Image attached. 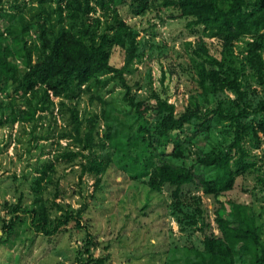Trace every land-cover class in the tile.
<instances>
[{
  "label": "rangeland",
  "instance_id": "rangeland-1",
  "mask_svg": "<svg viewBox=\"0 0 264 264\" xmlns=\"http://www.w3.org/2000/svg\"><path fill=\"white\" fill-rule=\"evenodd\" d=\"M147 1L146 10L140 14H133L129 0L108 11L110 16L116 14L136 33V58L123 72L130 90L128 95L117 78L110 79L106 86L91 84L90 89L79 97L63 100L66 107L60 108L59 98L51 93V103L43 105L39 98L41 93L28 104L25 99L14 96L11 90L0 92V119L6 121L0 126V219L11 217L9 205L16 203L20 193L25 205H32L30 181L42 164L51 163L50 180L42 203L49 211L50 229L57 228L52 235L44 236L34 231L29 217L22 215L23 222L13 246H0V264H86L88 257L93 260L103 258V264H168V261L172 264L178 262L173 260L182 259L184 247L200 249L205 236L219 235L215 218L226 216L221 213V204L227 201L250 204L261 214L264 223V201L254 192L256 182L252 175L238 176L233 188L222 196L196 194L201 200L203 223L208 227L189 235L180 230L172 216L169 191L163 188L155 192L147 186L148 177L144 176L143 168L149 155L157 154L158 162L168 161L174 165L190 166L193 160L191 157L177 159L173 154L166 156L161 147L153 149L143 144L138 130L146 125V121L152 125L154 112L138 121L132 116L133 110L125 97L142 102L157 93L174 105L177 116L187 109L203 113L219 100H224L234 106L238 104L240 108L244 105L251 109L260 107L257 119L264 118V109L261 108L264 85L253 79V70L245 61V42L251 37L227 45L243 67V101L220 88L205 102L189 60L190 45L206 41L212 54L218 56L217 41L199 33L192 34L186 26L189 19L178 17L172 8L162 7L163 0ZM1 8L0 33L4 42L11 43V37L18 35L32 48L33 62H39L42 56L37 27L47 14L53 23H57V3L2 0ZM90 16L101 20L106 18L97 8ZM54 28L57 30V26ZM257 38L264 42V31ZM109 53L112 66H124L122 48L113 46ZM109 77L101 75L99 79ZM149 101L152 103L151 99ZM68 107L78 114L83 129L94 120L98 137L92 151L82 150L71 139L61 138L62 133L73 129ZM258 135L261 145L254 150L255 161L264 170L263 131ZM219 138L217 133L211 136L196 124L176 135L175 140L189 144L191 150L197 146L207 150ZM90 162H101L104 171L99 175L84 171ZM201 173L211 172L201 169ZM191 195L181 200L184 211L192 210ZM260 195L263 196V192ZM225 208H229L227 203ZM67 213L72 218L64 221ZM54 219L65 223H52ZM197 227H201L200 221Z\"/></svg>",
  "mask_w": 264,
  "mask_h": 264
},
{
  "label": "trees",
  "instance_id": "trees-1",
  "mask_svg": "<svg viewBox=\"0 0 264 264\" xmlns=\"http://www.w3.org/2000/svg\"><path fill=\"white\" fill-rule=\"evenodd\" d=\"M126 1L40 0L41 3H57V23H53L50 14H47L37 27L42 59L33 62L32 48L18 35L11 37V43H5L0 33V92L11 90L14 96L25 99L28 104L41 93L39 98L43 105L51 103V93L53 97L59 98L60 108L66 107L63 100L79 97L90 89L91 84L106 86L110 79L117 78L128 95L130 90L125 84L123 72L136 58V33L116 14H108L112 8ZM147 3V0H129L135 15L146 10ZM161 4L164 8L176 10L178 17L188 18L186 26L192 34L214 38L218 43V56L212 54L206 41L190 45L189 60L202 100L206 102L210 95L224 88L240 102L243 101V67L227 45L245 37H251L245 42L246 64L253 70V79L259 85H264V42L257 38L264 31V0H163ZM1 7L2 0L0 19ZM96 8L106 17L104 20L90 16ZM56 26L57 30L54 28ZM7 31L11 32L10 28ZM113 46L124 50L125 63L121 68L110 64L109 49ZM101 75L110 77L101 80ZM28 95L30 97L27 98ZM149 99L152 103L148 102ZM125 100L133 110L132 116L138 121L149 112H154L152 129L146 121V125L138 130L143 144L153 149L161 147L166 156L173 154L177 159L191 157L193 160L190 166L182 163L174 165L168 161L158 162L157 154H153L146 159L143 168L144 176L148 177L146 184L151 190L158 192L164 188L169 191L171 213L182 232L189 235L202 231L204 226L208 227L203 223L201 200L196 194L202 192L222 196L233 188L238 176L252 175L256 182L254 192L264 201V170L256 163L254 155V150L261 145L258 132L264 133V118L257 119L260 107L251 109L244 105L240 108L238 104L234 106L219 100L203 113L187 109L177 116L174 105L157 93H152L142 102L129 96ZM236 108L239 110L236 111ZM261 108L264 109V103ZM67 110L71 113L73 129L69 133H62L61 138L71 139L82 150L92 151L98 135L94 120L83 129L75 110L71 107ZM1 119L0 126L6 122ZM196 124L211 136L217 133L219 141L212 143L207 150L202 146L191 150L184 141L176 142V135ZM105 136L108 138L107 133ZM103 166L101 162H90L84 171L99 175L104 171ZM201 169L211 173H201ZM51 170V163L42 164L30 181L31 206L25 205L22 193L18 195L16 203L9 205L11 217L8 220L0 219V246H13L25 215L29 217L35 232L49 236L56 231V227L50 229L49 211L42 203ZM187 195H191V212L181 207V200ZM226 203L229 205L227 209ZM226 203L221 204V213L224 212L226 216L223 214L215 218L219 235L205 236L200 249L184 247L186 250L182 259L173 260L178 262L172 264H264V223L261 214L254 211L250 204L235 201ZM55 207L60 209L57 205ZM71 218L72 215L67 213L64 221ZM59 221L60 224L65 223L60 219H54L52 223ZM199 221L201 227H197ZM103 260L88 257L86 264H103Z\"/></svg>",
  "mask_w": 264,
  "mask_h": 264
}]
</instances>
